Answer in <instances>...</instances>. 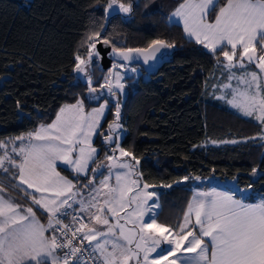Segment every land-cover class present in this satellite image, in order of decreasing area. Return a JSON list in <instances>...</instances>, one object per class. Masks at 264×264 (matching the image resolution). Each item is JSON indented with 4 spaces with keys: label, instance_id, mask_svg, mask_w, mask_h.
<instances>
[{
    "label": "snow or ice",
    "instance_id": "snow-or-ice-1",
    "mask_svg": "<svg viewBox=\"0 0 264 264\" xmlns=\"http://www.w3.org/2000/svg\"><path fill=\"white\" fill-rule=\"evenodd\" d=\"M135 6L134 0L128 3L108 0L104 7L105 19L122 13L123 19L129 20ZM168 23L182 24L184 33L196 44L209 53L223 56L226 62L223 67L230 73L228 79L238 82L235 88L231 84L223 85L231 89V99L227 103L264 125V84L261 83V74H264V0H225L222 5L220 0H182L169 14ZM102 32L103 26L101 31L83 37L81 47L86 50V57L79 52L75 55L74 72L78 80L87 82L85 99L96 102L104 99V102L91 111L85 110V99L64 105L51 123L42 124L26 136L20 135L11 141L13 145L16 141L21 142L12 147L14 156L7 151L0 156V169L5 173L10 171L5 162L11 169L18 170L13 174L18 185L13 187L26 186L20 190L26 193V198L31 197V204L23 206L0 195V264H89L81 259L87 251L85 241L90 248L91 264H264V197L249 202L252 199L251 184L248 190L193 188L192 199L178 229L157 222L155 209L159 205L153 199L157 193L147 191L153 186L146 183L141 188L140 180L133 178L136 168L122 162L121 158H136L120 146L122 137L114 134L122 127L119 122V97L125 88L122 73L129 70L130 64L139 63L141 58L145 65L150 61L157 62L167 55L166 50L175 48V44L152 39L146 47H120ZM101 43L111 47L108 56L113 62L109 74L97 88L93 86L92 73L99 67L97 60L102 58L97 47ZM245 60L249 64L255 63L259 72L250 71L238 76L232 71L237 67L244 69ZM136 70L135 67L130 69ZM105 93L109 98H116V119L108 125L104 141L115 144L112 151H118L119 157L106 156L110 175L104 176L99 186L90 189L88 199L77 200L76 183L61 175L57 170L58 163L67 165L77 177L84 175L87 178L90 162H94L97 154L92 138L110 103ZM259 138L264 139V134ZM2 148H7V143L0 141ZM102 166L91 168V172H99ZM113 169L126 170L115 172V184L110 183ZM252 173L257 178L264 175L257 168H253ZM189 179L184 176L175 183ZM93 184L94 178H91L84 187ZM172 186L163 185L166 188ZM27 189L33 191L28 193ZM4 191L0 187V193ZM76 203L79 209L77 215L72 216V225L64 223V218L70 214L68 209ZM38 213L41 217L46 214V223L38 218ZM83 213H88V222L82 218ZM77 223L79 226L75 227ZM77 239L78 245L74 243Z\"/></svg>",
    "mask_w": 264,
    "mask_h": 264
},
{
    "label": "trees",
    "instance_id": "trees-1",
    "mask_svg": "<svg viewBox=\"0 0 264 264\" xmlns=\"http://www.w3.org/2000/svg\"><path fill=\"white\" fill-rule=\"evenodd\" d=\"M181 2L134 0L129 20L122 13L106 20L108 0H27V4L0 0V141L8 143L34 131L52 120L63 104L87 97L86 80H78L74 72L75 55L86 56L83 37L103 26L102 35L116 46L146 47L152 39L175 44L157 68L146 71L141 66L142 72L125 78L121 102L125 130L120 143L139 160L141 179L158 192L157 221L178 229L192 189L208 185L195 177L235 178L241 186L252 185L250 201L264 197V175L257 178L252 173L257 168L264 174V139L258 136L263 125L232 108L227 96L220 99V84L227 80L223 56L196 44L181 24L168 23L169 14ZM224 2L220 0L221 5ZM103 71L95 68L94 82ZM146 72L149 76L144 78ZM102 100L85 99V109ZM114 109L110 102L94 137L98 152L87 177L110 153L103 134ZM5 166L10 171L0 169V187L5 189L0 194L30 205L31 198L19 186L13 187L18 185L13 178L18 170L7 162ZM58 168L76 182L85 178L60 164ZM104 171L105 167L95 176ZM184 176L190 179L175 183ZM169 184L173 186L163 187ZM38 216L47 220L46 214Z\"/></svg>",
    "mask_w": 264,
    "mask_h": 264
},
{
    "label": "rangeland",
    "instance_id": "rangeland-1",
    "mask_svg": "<svg viewBox=\"0 0 264 264\" xmlns=\"http://www.w3.org/2000/svg\"><path fill=\"white\" fill-rule=\"evenodd\" d=\"M167 51V55L166 56H168L169 55V53H170V51H171V49L170 50H166ZM165 56V57H166ZM86 57V56H85ZM97 63L99 64V60H97ZM223 63H226L224 60H223ZM245 65H246V67L244 68V69H241V68H239V67H237V68H235V69H232V71L233 72H235L238 76L239 75H241V74H244V73H246V72H250V71H256V72H259V69H257L256 68V66H255V63H251V64H249L246 60H245ZM112 67V64H111V66L110 67H108L106 70H104L102 73L100 72L99 73V77H98V81H96V82H98V85L96 84V82H94V87H99V84H101V83H103L104 82V77L105 76H107L109 73H108V70H109V68H111ZM133 67H135L137 70L135 71V72H132V71H130V69L131 68H133ZM95 70V69H94ZM94 70H93V81L95 80V78L97 79V72H95L94 73ZM117 71H119V69H116ZM226 72H227V80H225L224 82H222L221 84H220V90H221V92H219V95L220 96H224L225 97V95L227 96V98L228 99H231V89H226V88H224L223 87V85H225V84H231L232 85V87L233 88H235V87H237V84H238V82H237V80L236 79H232V80H229L228 79V77H229V71L228 70H226V69H224ZM139 72H142V69H141V65H139V64H130L129 65V70L126 72V73H122V75H125V78H127V76L129 75V74H138ZM124 84H125V79L122 81ZM261 83L262 84H264V74H261ZM225 91H226V94H225ZM123 96H124V93H123V95L122 96H120L119 97V100H120V103L122 102V98H123ZM105 98H107V99H110V102L114 105V107H115V103H116V98H109L108 96H107V94L105 93ZM76 101H73V102H69V103H65V104H63L61 107H63L64 105H66V104H73V103H75ZM104 102V99L100 102V103H103ZM100 103H98V104H95V105H93V106H91L89 109H85L86 111H91L92 110V108H96V107H99V104ZM60 107V108H61ZM60 108H59V110H60ZM108 109V108H107ZM107 109L105 110V114H106V112H107ZM58 110V111H59ZM115 110V109H114ZM57 111V112H58ZM57 114V113H56ZM105 114H104V117H105ZM55 117H56V115L53 117V119L52 120H50L49 122H45V123H43L44 125H46V124H49V123H51L54 119H55ZM104 117H102V119H101V122L103 121V119H104ZM115 116H114V118L108 123V125L110 124V123H113L114 121H115ZM120 123H121V121H119ZM40 125H42V124H40ZM39 125V126H40ZM121 125H122V123H121ZM38 126V127H39ZM37 127V128H38ZM36 128V129H37ZM35 129V130H36ZM99 129V128H98ZM34 130V131H35ZM124 127L122 126L120 129H118L117 130V132L114 134V135H120L121 137L123 136V134H124ZM98 131V130H97ZM27 134V133H26ZM26 134H23V135H25L26 136ZM105 134H108V126H107V128H106V132L103 134V139H104V135ZM261 134H264V125H263V131L261 132ZM260 134V135H261ZM96 135V134H95ZM95 135L93 136V138H92V141L94 140V137H95ZM260 135H258V136H260ZM12 140H14V139H11V140H9L8 141V143L7 142H5V143H7V148H2V149H0V156H2V155H4V153L7 151L8 153H9V155H13V153L11 152V149H12V147L13 146H16L17 144H19V143H21L20 141H16L15 142V145H13L12 144ZM121 141V140H120ZM4 142V141H3ZM27 141L25 140V143H26ZM107 145V147L109 148V150H110V153H109V155H116L117 157H119V152L117 151V152H115V153H113V151H112V149L113 148H115V144L113 145V144H106ZM19 146V145H18ZM93 146L97 149V152H98V147L96 146V145H94L93 144ZM120 146L121 147H123L122 145H121V143H120ZM124 148V147H123ZM125 149V148H124ZM126 151H128L127 149H125ZM121 161L122 162H128V163H130V164H132L135 168H136V175L133 177V178H136V179H139L140 180V187L142 188L143 187V185L146 183V184H148V185H150V186H153V187H149L148 189H147V191H154V192H156L157 194H158V192H157V190L154 188V185H152V184H150V183H147V182H145V181H143L142 179H141V177H140V175H139V172H138V170H137V164H136V160H133L131 157H122L121 158ZM6 163V162H5ZM91 163V162H90ZM108 161L106 160V158L102 161V163L100 164V165H103L101 168H100V170L103 168V167H105V171H104V173L102 174V175H100V176H95V173H92L91 174V176H89V177H87V178H83L81 181H79V182H76L73 178H71V177H69L68 175H66V174H64L62 171H60V169L57 167V170L58 171H60V173H61V175H63V176H66V177H68L69 179H73V181H74V183H76V185H77V187H76V191H77V193H78V195H77V200H79V199H81V198H83V199H88V197H89V193H90V189L92 188V187H97V186H99V182L104 178V176H107V175H110V173H109V168H108ZM58 165H59V163H58ZM60 165H62V166H65V167H68L67 165H63V164H60ZM69 168V167H68ZM116 171H126V170H120V169H113L112 170V174H111V180H110V183L111 184H115V172ZM91 178H94V184L93 185H91V186H89V187H87V188H85L84 186L85 185H87V183H88V179H91ZM197 181H200V182H203V181H207L208 182V185H206L205 187H203V186H200V187H194V188H196V189H198V190H208L209 188H212V187H216L218 190H228V189H230V188H233V187H238V188H240V189H245V190H248V187L247 186H241V185H239L238 184V182L236 181V179L235 178H224V179H222V178H220V177H217L216 175H210V176H206V177H200V179L199 180H197ZM17 184H18V181H17ZM20 188H26V186H19ZM33 190L32 189H27V192L28 193H31ZM1 195V194H0ZM38 195V194H37ZM30 197V196H29ZM31 198V197H30ZM154 200H157V202H158V205H159V201H158V195H157V197H154L153 198ZM149 203H151V201H149ZM76 207H78L79 208V204L78 203H76V204H74ZM27 206H29V205H27ZM158 208L159 207H157L156 209H155V212H157V210H158ZM185 212V211H184ZM85 215H86V217H87V219H88V213H85ZM38 218H40L39 216H38ZM41 219V218H40ZM42 220V222H44V223H46V219H41ZM158 222V221H157ZM182 222H183V219H182ZM181 222V223H182ZM158 223H160V222H158ZM193 223H194V218H193ZM162 224V223H161ZM165 225V224H164ZM91 226V225H90ZM167 226V225H166ZM96 227L98 228V229H102V226H100V225H96ZM163 247H167V245H164ZM153 255H155V254H153Z\"/></svg>",
    "mask_w": 264,
    "mask_h": 264
},
{
    "label": "water",
    "instance_id": "water-1",
    "mask_svg": "<svg viewBox=\"0 0 264 264\" xmlns=\"http://www.w3.org/2000/svg\"><path fill=\"white\" fill-rule=\"evenodd\" d=\"M97 47H98L99 51L101 52V56H102L101 59H98L99 60V67L101 69H103V70H106L108 67L111 66V64L113 62L112 61V58H110L108 56V53L111 51V47L110 46H105L102 43L101 44H98ZM162 59L158 60L155 63H153V62L150 61L148 65H145L144 62H143V58H141L140 61H139V63H134V64H139L146 71H151V70H153V69H155V68L158 67V65L161 63ZM148 76H149V73H145L144 74V78H147Z\"/></svg>",
    "mask_w": 264,
    "mask_h": 264
},
{
    "label": "built area",
    "instance_id": "built-area-1",
    "mask_svg": "<svg viewBox=\"0 0 264 264\" xmlns=\"http://www.w3.org/2000/svg\"><path fill=\"white\" fill-rule=\"evenodd\" d=\"M23 3L27 4V0H23ZM78 209H79V208L76 207V206H74V205H73V208H72V209H68V212H69L70 214L64 218V223H67V224L72 225V216H73V215H77V213H78ZM81 215H82V218L84 219V221H85V222H88V219H87L85 213H83V214H81ZM74 226H75V227H78L79 224L77 223V224H75ZM57 235H59V233H58ZM69 235H70V234H69ZM74 243L78 245V244H79V239H77L76 241H74ZM84 247H85V249H87V251L84 253V255L82 256L81 259H82V261H88L89 264H91L92 257H90V256L88 255V251H90V248L88 247V244H87L86 241L84 242ZM60 255H63V253L61 252ZM97 264H99V262H97Z\"/></svg>",
    "mask_w": 264,
    "mask_h": 264
},
{
    "label": "crops",
    "instance_id": "crops-1",
    "mask_svg": "<svg viewBox=\"0 0 264 264\" xmlns=\"http://www.w3.org/2000/svg\"><path fill=\"white\" fill-rule=\"evenodd\" d=\"M180 4V3H179ZM178 4V5H179ZM177 5V6H178ZM176 6V7H177ZM174 11V10H173ZM214 19V18H213ZM182 25V24H181ZM182 27H183V25H182ZM186 35V34H185ZM187 36V35H186ZM188 37V36H187ZM227 89V88H226ZM220 92H221V90H220ZM225 94H226V91H225ZM226 96V95H225ZM228 99V98H227ZM203 187H205V186H203ZM192 196H193V192H192V194H191V196H190V198H189V201L192 199ZM189 201H188V203H189ZM258 200H254V201H249V202H257ZM187 206H188V204H187ZM185 211H187V207H186V209H185ZM183 216H184V214H183Z\"/></svg>",
    "mask_w": 264,
    "mask_h": 264
},
{
    "label": "flooded vegetation",
    "instance_id": "flooded-vegetation-1",
    "mask_svg": "<svg viewBox=\"0 0 264 264\" xmlns=\"http://www.w3.org/2000/svg\"><path fill=\"white\" fill-rule=\"evenodd\" d=\"M147 73V72H146Z\"/></svg>",
    "mask_w": 264,
    "mask_h": 264
}]
</instances>
